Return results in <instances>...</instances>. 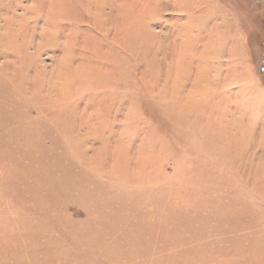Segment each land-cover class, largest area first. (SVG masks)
Masks as SVG:
<instances>
[{
	"label": "rangeland",
	"instance_id": "374dc122",
	"mask_svg": "<svg viewBox=\"0 0 264 264\" xmlns=\"http://www.w3.org/2000/svg\"><path fill=\"white\" fill-rule=\"evenodd\" d=\"M0 264H264V0H0Z\"/></svg>",
	"mask_w": 264,
	"mask_h": 264
}]
</instances>
